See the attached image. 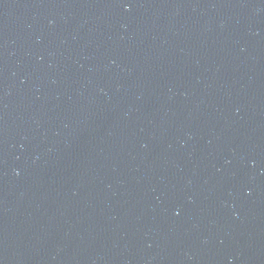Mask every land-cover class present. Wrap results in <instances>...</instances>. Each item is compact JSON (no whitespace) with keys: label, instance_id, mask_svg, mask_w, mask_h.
Returning a JSON list of instances; mask_svg holds the SVG:
<instances>
[{"label":"water","instance_id":"95a60500","mask_svg":"<svg viewBox=\"0 0 264 264\" xmlns=\"http://www.w3.org/2000/svg\"><path fill=\"white\" fill-rule=\"evenodd\" d=\"M0 264H264V0H0Z\"/></svg>","mask_w":264,"mask_h":264}]
</instances>
